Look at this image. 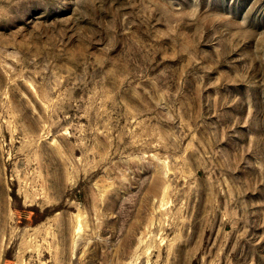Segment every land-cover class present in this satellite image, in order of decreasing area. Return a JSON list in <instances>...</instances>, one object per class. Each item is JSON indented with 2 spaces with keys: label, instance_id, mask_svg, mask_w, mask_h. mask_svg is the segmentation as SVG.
<instances>
[{
  "label": "rangeland",
  "instance_id": "374dc122",
  "mask_svg": "<svg viewBox=\"0 0 264 264\" xmlns=\"http://www.w3.org/2000/svg\"><path fill=\"white\" fill-rule=\"evenodd\" d=\"M0 264H264V0H0Z\"/></svg>",
  "mask_w": 264,
  "mask_h": 264
}]
</instances>
